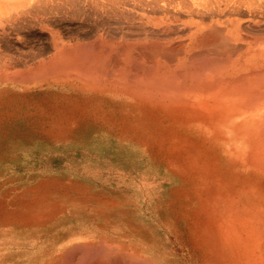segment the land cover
<instances>
[{"label":"bare ground","instance_id":"1","mask_svg":"<svg viewBox=\"0 0 264 264\" xmlns=\"http://www.w3.org/2000/svg\"><path fill=\"white\" fill-rule=\"evenodd\" d=\"M64 22L90 32L66 38ZM31 28L53 51L9 67L11 29ZM30 102L41 108L29 112L32 134L62 140L89 127L201 182L217 253H231L223 262L264 264V0H0V113L26 115ZM101 245L88 264H148L128 244Z\"/></svg>","mask_w":264,"mask_h":264},{"label":"rangeland","instance_id":"2","mask_svg":"<svg viewBox=\"0 0 264 264\" xmlns=\"http://www.w3.org/2000/svg\"><path fill=\"white\" fill-rule=\"evenodd\" d=\"M67 23L59 25L66 38L74 29L90 32ZM13 34L2 45L11 68L25 69L53 51L44 30ZM33 108L41 109L30 102L26 115L12 109L10 119L0 113V264H88L102 258L100 243L106 240L128 244L148 264H225L231 253L224 245L217 253L221 245L214 235V210L200 194L201 182L168 175L109 136L91 134L89 127L62 140L32 134Z\"/></svg>","mask_w":264,"mask_h":264}]
</instances>
